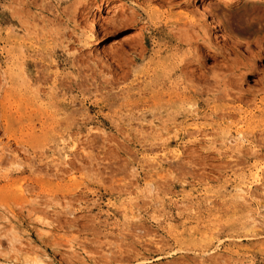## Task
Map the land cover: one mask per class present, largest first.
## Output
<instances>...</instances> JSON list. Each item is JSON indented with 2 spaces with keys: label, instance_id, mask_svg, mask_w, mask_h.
I'll use <instances>...</instances> for the list:
<instances>
[{
  "label": "rangeland",
  "instance_id": "1",
  "mask_svg": "<svg viewBox=\"0 0 264 264\" xmlns=\"http://www.w3.org/2000/svg\"><path fill=\"white\" fill-rule=\"evenodd\" d=\"M0 264H264V0H0Z\"/></svg>",
  "mask_w": 264,
  "mask_h": 264
},
{
  "label": "bare ground",
  "instance_id": "2",
  "mask_svg": "<svg viewBox=\"0 0 264 264\" xmlns=\"http://www.w3.org/2000/svg\"><path fill=\"white\" fill-rule=\"evenodd\" d=\"M206 5V4H205ZM205 8V7H204ZM202 12H204V11H202ZM210 11H206L205 12V15L207 14L210 18H211V20H212V22H214V23H217V17H215L214 15H212V13L210 14L209 13ZM133 34V33H132ZM135 35H131V36H133V37H135V38H137V37H139V36H141V34L139 33V31L137 32V33H134ZM117 42H120V41H117ZM116 41L113 43V44H115V43H117ZM67 141V140H66ZM78 144V143H77ZM80 144V143H79ZM74 145H76L75 143L73 144V146ZM63 147V146H62ZM72 147V146H71ZM75 147V146H74ZM69 156V155H68ZM63 159H64V157H63ZM70 159V158H69ZM259 174V173H258ZM257 175V174H256ZM255 175V176H256Z\"/></svg>",
  "mask_w": 264,
  "mask_h": 264
}]
</instances>
